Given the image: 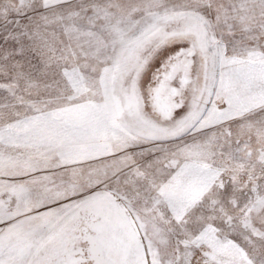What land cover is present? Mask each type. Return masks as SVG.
<instances>
[{
  "label": "snow or ice",
  "instance_id": "snow-or-ice-1",
  "mask_svg": "<svg viewBox=\"0 0 264 264\" xmlns=\"http://www.w3.org/2000/svg\"><path fill=\"white\" fill-rule=\"evenodd\" d=\"M0 264H264V0H0Z\"/></svg>",
  "mask_w": 264,
  "mask_h": 264
}]
</instances>
